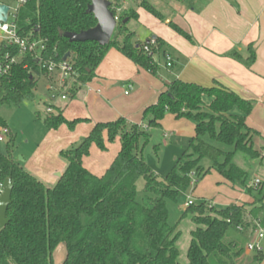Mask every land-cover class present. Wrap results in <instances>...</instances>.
<instances>
[{"label": "trees", "instance_id": "1", "mask_svg": "<svg viewBox=\"0 0 264 264\" xmlns=\"http://www.w3.org/2000/svg\"><path fill=\"white\" fill-rule=\"evenodd\" d=\"M120 1L112 0L110 10L116 15L120 9V13L109 43L103 46L93 41L70 42L63 35L96 25L93 14L86 12L90 0H27L18 10L17 33L43 41L41 60L59 63L68 54L65 61L73 71L66 92L69 98L95 77L111 48L154 75L159 68L155 56H167L161 38L140 42L128 26L138 18V8L164 21L157 7L151 0H129L133 6L123 11ZM168 25L191 40L176 24ZM5 53L16 56L18 50L2 48L1 62ZM229 56L249 67L255 51L250 46L246 58L236 51ZM43 75L48 73L39 59L30 53L20 55L0 79V103L18 106L33 98ZM252 107L253 101L235 92L173 79L156 102L143 109V125L128 123L123 117L96 122L78 144L60 151L66 167L52 187L15 159L9 149L14 141L10 133L6 150L0 151V178H9L12 184L7 224L0 229V264H55L53 253L59 244L65 246L62 264H182L178 260L177 223H169L167 203H178L192 179L200 180L211 170L231 185L242 187L249 199L220 209L206 200L181 208L180 220L189 216L194 224L185 264H264V247L246 253L256 223L264 228V182L251 187L248 171L236 163V157L246 162L264 159L253 144L259 131L246 124ZM166 111L175 118L191 120L194 134L172 170L159 176L145 162L139 147L141 141L149 140L148 129L160 128ZM88 121L69 120L62 110L46 113L43 119L47 129L65 125L70 131ZM1 126L6 124L0 117ZM116 138L119 150L103 174L95 175L84 167L83 158L92 145L104 151L105 139ZM204 158L210 161L207 168L200 163ZM140 178L144 186L138 199L136 182Z\"/></svg>", "mask_w": 264, "mask_h": 264}, {"label": "rangeland", "instance_id": "2", "mask_svg": "<svg viewBox=\"0 0 264 264\" xmlns=\"http://www.w3.org/2000/svg\"><path fill=\"white\" fill-rule=\"evenodd\" d=\"M0 1L6 3L11 9L15 7L13 0ZM151 2L153 3L154 0H151ZM119 3L122 5L123 11L133 6V3L129 0H121ZM153 4L159 9L161 8L158 3ZM119 13L120 9H116V15H114L116 21H118ZM112 51L113 48L110 49L104 62L97 70V74L105 84L104 88L106 89L107 97L104 96L102 98L103 101L98 104H93L92 99L87 103L88 108L93 113L97 110L96 115H88L87 118L95 122L97 120L108 121L123 117L128 123L143 125L140 104H132V97L138 96L137 102L139 99L146 98L150 99L149 102L153 101L156 92L159 90L157 86L162 85L164 82H169L170 79L166 78H169L168 72L170 67H167L165 57L157 55L155 56V60L158 62L159 68L154 75L145 70L137 71L135 65L125 58V66L117 70L119 73H124L127 77L121 80V82H116L115 79L111 78V72L112 70L114 71L113 64L116 62L111 54ZM140 73H145L151 81H148L147 78H143L142 80L139 78L140 82L136 81L135 77ZM53 74L56 77L55 74L57 73ZM126 81H131L134 84V91L138 89L136 93L132 89L133 93L130 97L124 95V91L127 89ZM56 83L59 84L58 87L62 90L59 88V90H53V87V89L48 90L50 78L42 76L36 83L33 98L22 101L18 106L0 103V117L5 121L6 127L14 137L13 143L9 146L12 155L28 172L38 170L39 174H44V176L50 179H54V172L65 163L64 159L60 156V151H65L70 147L67 145L68 136L72 137L75 135V133L79 132L80 127L73 132L69 131L65 126H60L57 129H47L43 123L45 114H56L57 111H61V108L56 106L55 103H59L64 107V115L69 118L74 116L85 117L82 111H86V103L76 97L69 100L67 95V100L61 99V96L68 92L71 84L70 81L66 80L64 83ZM85 90L84 86L80 89L81 93ZM1 97L2 92L0 91V99ZM148 132L149 140L140 142L139 148L142 151V156L155 174L165 176L172 170L175 160L188 147L190 139L194 134V123L186 118H175L166 111L160 128H150ZM56 136L60 138L56 139ZM253 144L261 156H264V142L259 141L258 137H253ZM66 145L68 147H64ZM105 147L106 149L101 151L95 145H92L88 155L83 158L84 162H87L92 170L101 171L103 168L101 166L106 163L108 164L116 156L119 149V140L117 138L114 141L105 140ZM5 150V143H1L0 151L4 152ZM200 163L205 168L210 166V161L206 158L202 159ZM236 163L248 171V184L257 177L258 179L261 178L264 182V159L259 168V160L246 162L243 158L236 157ZM143 186L144 180L142 178L138 179L136 182L138 199L142 197ZM245 194L246 192L242 187L231 185L218 172L211 170L200 180L193 179L188 190L180 195L178 203H167L169 223L171 225L177 223L176 231L179 233L177 240V247L179 249L178 260L182 264L186 263V250L191 239L190 231L194 229V224L191 222L189 216L183 217L180 220L183 204L188 199L194 203L206 200L220 209L231 202L244 200L243 198H246ZM261 246L264 247V239L261 241ZM60 254L64 258L65 246L63 244L57 247L54 260Z\"/></svg>", "mask_w": 264, "mask_h": 264}, {"label": "crops", "instance_id": "3", "mask_svg": "<svg viewBox=\"0 0 264 264\" xmlns=\"http://www.w3.org/2000/svg\"><path fill=\"white\" fill-rule=\"evenodd\" d=\"M153 3L160 5V9L156 7L162 13L164 21L154 17L143 8H138V18L130 20L128 26L135 32L137 40L140 42H146L154 36L161 38L165 42L166 54L170 57L171 62L168 72L169 78L167 77L166 79H170L169 82L173 79H179L202 87L223 88L235 92L243 99L253 101L252 110L246 116V124L259 131L260 137L258 139L264 142V0H184L182 2L154 0ZM169 22L176 24L189 34L191 40L184 38L170 28ZM250 46L255 51V59L249 67L229 56V53L236 51L243 58H246L249 55ZM111 54L116 61L113 64L114 71L112 70L111 72V78L115 79L116 82H121L127 76L124 73H119L117 69L125 66L124 60L126 57L114 49ZM98 68L96 69L95 77L86 84L81 85L73 97L86 103V111H82L85 117H66L64 115V107L59 103H55L56 106L61 108L65 118L72 120L74 118H87L88 115H96L97 110L93 113L88 108L87 103L92 99L93 104H98L103 101L102 98L104 96L107 97L106 89L104 88L105 84L97 74ZM136 69L137 71H143V69H138L137 67ZM140 74H138V78L135 77L136 81L140 82L139 78L141 80L147 78L148 81H151L145 73ZM46 77L50 78L48 90H51L50 88L52 87L54 88H52L53 90L61 89L58 87L59 84L56 83L59 82L57 76L54 77V74H48ZM169 82H164L162 85L157 86L159 90L156 92L153 101L149 102L150 99L146 98L139 99L138 103V96H133L132 104H140V108L143 111L146 106L156 102L157 96L166 89V85ZM128 85H131L130 89ZM133 85L131 81L127 82L125 91H128V93L125 94L124 91L126 97L132 95L134 91ZM82 86L86 89L83 93L80 91ZM137 91L138 89L134 92L136 93ZM87 119L89 120L88 122L78 124L73 130L75 131L80 127L79 132L72 137L68 136L67 145L72 147L78 144L88 135L94 123L106 122L100 120L94 122L89 118ZM55 138L59 139L60 137L56 136ZM67 145L64 147H68ZM112 160L108 164H101V167H103L101 171L92 170L91 166L84 160L83 165L91 173L99 176L109 167ZM262 163L263 160H259L258 168ZM65 167L66 163L54 172V179H50L44 174H39L38 170H33L30 173L35 175L46 186L52 187L58 179L56 174H62ZM260 181L263 182L262 179ZM245 196L246 198L241 201L249 199L248 195L245 194ZM241 201H237V203ZM56 249L53 253V261L55 264H62L63 258L61 254L54 260ZM246 253L250 254L247 251Z\"/></svg>", "mask_w": 264, "mask_h": 264}, {"label": "built area", "instance_id": "4", "mask_svg": "<svg viewBox=\"0 0 264 264\" xmlns=\"http://www.w3.org/2000/svg\"><path fill=\"white\" fill-rule=\"evenodd\" d=\"M15 7L11 9L6 3L1 2L8 6L7 20L6 22H1L0 24V51L2 48H16L18 50V55L9 56L8 53L3 55L2 62L0 61V79L7 74L10 69L11 64L16 63L19 59V56L25 53H30L35 58L39 59L42 67L46 69L47 73L55 74L60 83H64L66 80H70L73 76V71L71 70L70 65L62 60L59 63L53 61H44L40 59L41 51L44 48L42 40H34L26 37H21L17 33V26L15 23L16 14L18 10L27 2V0H13ZM116 19V17H115ZM145 51H148V48H144ZM166 65L170 67V57H166ZM128 88H131V85H128ZM52 89V88H50ZM128 91H125L127 94ZM61 99H67V93L61 96ZM10 135V130L6 126L0 127V144L6 143ZM193 180V179H192ZM260 180L255 178L249 185L253 188L258 187ZM4 189V180L0 178V197ZM192 201L188 199L183 207L190 205ZM254 237L246 245V251L252 252L263 249L261 246V241L264 239V228L259 225L257 222L253 229Z\"/></svg>", "mask_w": 264, "mask_h": 264}, {"label": "water", "instance_id": "5", "mask_svg": "<svg viewBox=\"0 0 264 264\" xmlns=\"http://www.w3.org/2000/svg\"><path fill=\"white\" fill-rule=\"evenodd\" d=\"M111 4L112 1L110 0H90L86 12L93 14L96 25L79 33L65 32L63 34L64 37L68 38L70 42L93 41L101 46L108 44L117 24L115 16L110 10ZM7 13L8 6L0 3V24L1 22H6ZM67 56L68 54L63 57V60H65ZM56 175L59 178L61 174L57 173ZM11 190L12 184L10 179H4V189L0 197V229L7 224L6 210L10 203Z\"/></svg>", "mask_w": 264, "mask_h": 264}]
</instances>
